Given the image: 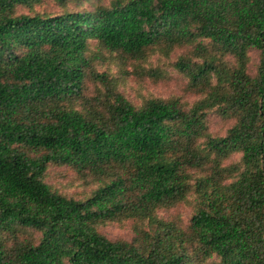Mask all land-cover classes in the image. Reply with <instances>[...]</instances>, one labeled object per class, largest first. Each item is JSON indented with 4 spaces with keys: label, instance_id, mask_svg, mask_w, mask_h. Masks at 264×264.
Wrapping results in <instances>:
<instances>
[{
    "label": "trees",
    "instance_id": "trees-1",
    "mask_svg": "<svg viewBox=\"0 0 264 264\" xmlns=\"http://www.w3.org/2000/svg\"><path fill=\"white\" fill-rule=\"evenodd\" d=\"M0 264H264V0H0Z\"/></svg>",
    "mask_w": 264,
    "mask_h": 264
},
{
    "label": "rangeland",
    "instance_id": "rangeland-1",
    "mask_svg": "<svg viewBox=\"0 0 264 264\" xmlns=\"http://www.w3.org/2000/svg\"><path fill=\"white\" fill-rule=\"evenodd\" d=\"M109 0H105V2ZM49 1L45 2V7L49 8L50 10H58L52 3H48ZM48 4V5H46ZM61 9V8H60ZM251 63H250V72L254 73L256 70L257 63L259 61V54L258 51L253 50L251 52ZM104 64V63H103ZM102 64V61L99 62L98 68L103 70L107 67V64ZM111 69L113 73H118V69L116 65L111 64ZM186 85V80L179 74L173 73L172 78L167 82H159V83H152L150 81H143L139 82L134 78L130 80H123L121 87L125 90L126 94L130 96L132 99L138 101L141 95L152 93L156 96L168 97L170 95H178L185 100L193 102L196 99L195 95H187L185 94L184 88ZM231 123L229 121L224 120L221 116L217 113H212L210 115V126L211 130L214 134H221L225 135L227 129L230 127ZM73 174L68 173V171L64 168H53L51 172V182L55 183L56 185L66 188L70 192H78L79 188H69L67 185L70 183ZM177 212L182 213L185 218L189 214V209L181 208L180 210H174L171 214H177ZM102 232H104L109 238L117 239V238H126L130 239L133 236L132 228L130 223L123 224V223H109L101 227Z\"/></svg>",
    "mask_w": 264,
    "mask_h": 264
}]
</instances>
